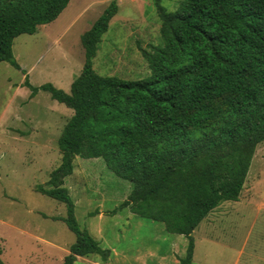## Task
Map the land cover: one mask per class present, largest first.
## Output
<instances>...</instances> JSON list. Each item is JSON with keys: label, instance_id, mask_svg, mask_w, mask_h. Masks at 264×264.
Instances as JSON below:
<instances>
[{"label": "trees", "instance_id": "1", "mask_svg": "<svg viewBox=\"0 0 264 264\" xmlns=\"http://www.w3.org/2000/svg\"><path fill=\"white\" fill-rule=\"evenodd\" d=\"M70 0H0V63L19 69L14 40L55 21ZM162 47L143 51L150 76L123 80L93 69L98 44L118 13L110 0L82 36L84 63L69 93L33 87L73 115L59 138L61 163L36 192L65 205L76 241L61 264L105 262L108 249L80 230L63 188L73 161L103 159L132 185L119 209L162 223L188 240L180 264H192L198 225L225 201H238L256 147L264 142V0H183L174 12L158 1ZM0 264L1 261H0Z\"/></svg>", "mask_w": 264, "mask_h": 264}, {"label": "rangeland", "instance_id": "2", "mask_svg": "<svg viewBox=\"0 0 264 264\" xmlns=\"http://www.w3.org/2000/svg\"><path fill=\"white\" fill-rule=\"evenodd\" d=\"M156 1L174 12L183 0H116L118 13L93 59L98 75L131 81L150 76L143 51L163 46ZM109 2L70 0L55 21L14 40L12 51L19 69L0 63L2 264H61L76 241L63 221L65 205L36 192L40 186L48 189L50 174L61 163L58 141L73 111L44 91L30 98L24 82L27 78L33 87L52 84L69 93L84 63L82 36ZM73 167L63 188L74 203L77 224L100 247L114 249L111 264H163L159 257L170 254V241L180 244L184 238L162 234V223L136 215L126 219L129 212L118 207L131 194L132 185L115 177L103 159L76 157ZM98 209L105 214H115L117 209L121 213L99 220L94 214ZM98 229L102 233H96ZM192 238L196 264H234L239 251L237 264H264V142L256 147L238 201L221 203L198 225ZM186 244L187 240L184 248ZM94 259L92 255L80 257L74 264H93Z\"/></svg>", "mask_w": 264, "mask_h": 264}, {"label": "crops", "instance_id": "3", "mask_svg": "<svg viewBox=\"0 0 264 264\" xmlns=\"http://www.w3.org/2000/svg\"><path fill=\"white\" fill-rule=\"evenodd\" d=\"M122 209H125L126 211H128L129 212V214H128V216L126 217V219H129V218H131L133 215L135 216V214H133L131 211H130V209L128 208V207H126V208H122ZM118 210L119 209H117L116 210V213L115 214H105V212H104V210H97L94 214L96 215V217L99 219V220H103L104 218H106V216H108V215H110V216H114V217H118L119 216V214L121 213V211H119L118 212ZM121 210V209H120ZM215 210V209H214ZM94 215V216H95ZM209 215V214H208ZM137 216V215H136ZM139 224H142L141 222H138ZM164 226V225H163ZM164 229H162L161 230V233L162 234H164V232H166V230H165V227H163ZM92 229L93 230H95V227L93 226L92 227ZM196 230V229H195ZM194 230V231H195ZM194 231H193V233H194ZM96 233H102V231L100 230V229H98L97 231H96ZM167 233V232H166ZM192 233V234H193ZM167 234H169V233H167ZM192 234H191V236H192ZM175 236H179V237H183L184 239H182V241H181V243L179 244V241H177V240H174V239H172L171 241H170V254L167 256V255H162V256H160L159 258H160V260L162 261V262H164L163 264H166V263H169V264H180V259L181 258H183L184 256H185V252H186V247H187V244H186V246H185V248H184V246L183 245H185V243H186V240H187V238L185 237V236H182V235H175ZM95 240H96V238L94 237V236H92ZM211 238H212V236H210ZM213 239V238H212ZM97 241V240H96ZM98 242V241H97ZM187 243H188V240H187ZM110 250V253L112 252V251H114V249H109ZM195 246H194V252H193V257H192V264H196V257H195ZM111 255V254H110ZM109 255V257L107 258V260L105 261V262H102V261H100V259H94V260H92V262H93V264H111V256ZM115 255H116V252H115ZM242 255V252L241 251H239L238 252V254H237V256L234 258V264H237L238 263V261H239V259H240V256ZM78 258H80V257H78ZM77 258V259H78ZM122 258L123 259H126L125 258V255L123 254L122 255ZM137 261H139L140 260V257L139 256H136V258H135ZM142 264V263H141ZM144 264V263H143Z\"/></svg>", "mask_w": 264, "mask_h": 264}]
</instances>
